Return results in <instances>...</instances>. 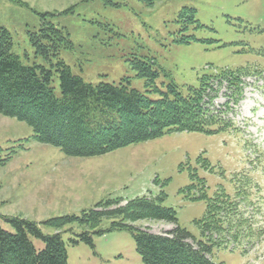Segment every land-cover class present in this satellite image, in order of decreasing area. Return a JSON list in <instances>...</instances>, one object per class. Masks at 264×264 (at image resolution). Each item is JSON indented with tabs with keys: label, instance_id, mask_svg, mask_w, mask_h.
Here are the masks:
<instances>
[{
	"label": "rangeland",
	"instance_id": "obj_1",
	"mask_svg": "<svg viewBox=\"0 0 264 264\" xmlns=\"http://www.w3.org/2000/svg\"><path fill=\"white\" fill-rule=\"evenodd\" d=\"M46 23L69 39L58 59L74 76L91 85L122 81L152 101L171 84L187 95L203 76L247 73L239 78L236 104L225 81L212 82V109L226 130L165 133L95 157L67 156L37 142L26 123L0 115L3 230L14 232L4 221L14 218L35 223L43 236L61 233L67 264H142L130 230L109 231L118 218L104 217L94 228L74 222L54 230L42 223L79 218L101 202L145 197L157 203L161 196L160 205L199 242L207 199L221 193L237 198L251 230L264 228V0H0V28L24 66L49 68L29 40ZM137 61L157 72L153 86L139 77ZM125 224L154 234L172 228L152 220ZM85 232L91 245L78 239ZM220 238L222 246L210 249L215 264H264V235L254 244L233 242L228 230ZM30 240L36 251L44 249L40 238Z\"/></svg>",
	"mask_w": 264,
	"mask_h": 264
},
{
	"label": "trees",
	"instance_id": "obj_2",
	"mask_svg": "<svg viewBox=\"0 0 264 264\" xmlns=\"http://www.w3.org/2000/svg\"><path fill=\"white\" fill-rule=\"evenodd\" d=\"M29 40L35 55L49 63V68L24 66L11 53V35L0 28V115L26 123L37 142L59 148L70 157L100 156L165 133L210 132L208 127L213 125L226 130L212 109V93L216 91L212 82L225 81L233 90L229 98L235 104L242 94L239 78L244 72L224 70L203 76L197 88L189 87L187 95L171 84L168 92L161 93L162 98L152 101L143 93L124 86L122 81L118 85L103 82L91 85L74 76L58 59L60 49L70 46V41L51 24L46 23L38 33L29 34ZM135 68L139 77L145 79L146 86L154 85L157 72L151 66L137 61ZM54 76L58 79L59 96L52 86ZM236 199L224 193L207 199L205 215L197 222L205 239L199 242L191 241L190 234L177 225L172 209L160 205L161 196L155 199L157 203L145 197L123 205L118 200L101 202L79 218L63 217L42 224L54 230L74 222L94 228L102 218L115 217L119 223H113L109 231L129 229L142 264H215L209 257L210 249L213 245L222 246L220 237L227 230L233 242L242 239L239 242L254 244L264 235L262 229L249 228L248 219L238 213L240 203ZM141 220L164 222L172 228L154 234L125 224ZM4 221L14 232L0 226V264H67L61 233L43 236L33 222L14 218ZM89 235L82 233L78 239L91 245ZM31 236L43 241V250H35ZM72 242L77 244L78 241Z\"/></svg>",
	"mask_w": 264,
	"mask_h": 264
}]
</instances>
